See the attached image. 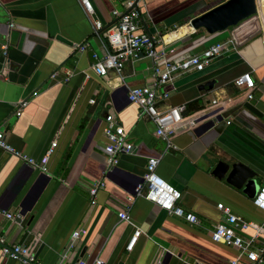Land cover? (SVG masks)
<instances>
[{
    "label": "crops",
    "instance_id": "1",
    "mask_svg": "<svg viewBox=\"0 0 264 264\" xmlns=\"http://www.w3.org/2000/svg\"><path fill=\"white\" fill-rule=\"evenodd\" d=\"M88 1L91 17L103 25L114 21L113 9L124 10L119 0ZM222 1H138L141 30L168 58L222 43L201 70L175 73L157 89L168 94L160 110L194 106L182 111L191 124L181 123L166 148L154 123L126 98L128 88L151 84L149 59H125L119 74L97 75L91 64L109 48L93 33L80 0H0V131L34 161L55 142L44 171L0 148V264H30L5 256L3 248L14 244L25 246L35 264H229L237 250L212 238L224 218L218 204L249 223L236 230L240 237L254 236V245L264 239V213L252 198L211 174L217 161L240 162L264 186V13L255 2L254 14L224 31L208 34L190 26L191 18ZM81 44L79 50L75 45ZM243 73L250 75L251 89L233 83ZM202 113L216 121L199 128L202 122L193 119ZM105 114L132 145L109 170ZM148 157L158 160L155 172L180 191L177 204L196 223L134 194ZM96 181L104 186L91 204L88 188ZM122 211L127 221L118 218ZM134 228L141 232L126 250ZM76 229L84 233L71 240Z\"/></svg>",
    "mask_w": 264,
    "mask_h": 264
},
{
    "label": "built area",
    "instance_id": "2",
    "mask_svg": "<svg viewBox=\"0 0 264 264\" xmlns=\"http://www.w3.org/2000/svg\"><path fill=\"white\" fill-rule=\"evenodd\" d=\"M138 1L139 0H119L124 10L118 11L113 9L112 15L115 18L114 21L108 25H103L100 21L91 17L92 7L89 1L80 0L85 16L91 21L93 33L101 36L109 48L106 55L94 59L91 64V69L97 75L101 76L105 75L107 70H112L119 74L125 59L133 61L145 57L151 61V74L153 77L151 84L128 88L126 98L129 102L139 107L141 115H144L154 123V135L163 140L165 142V147L168 148L171 146V137L180 124L183 122L191 124V120L183 119V105L168 106L164 110L158 109V103L167 98L168 94L166 91L157 92V89L169 83L175 73L201 70L213 57L219 54L222 43L215 42L203 49L199 54L178 60L170 59L163 47H156L157 40L141 30V17L137 6ZM10 26H12V24H10ZM75 46H77L79 50L84 48L82 44ZM4 49L5 47L3 46V50ZM51 76L53 77L54 74ZM233 83L236 86L243 85L247 89H251L253 86L252 79L248 73H243L237 77ZM247 96H249V94ZM89 102H92V100H89ZM214 102L215 101H213V103ZM24 104L25 102L22 100L18 102L16 115L19 114V110ZM102 133L106 139L103 147L106 154L105 168L109 170L117 163L118 155L129 153L132 145L127 142L122 126L115 121L110 114H105L104 116ZM54 145L55 142H52L40 160L34 161L25 153L10 146L4 140L3 133L0 131V148L2 150L41 171L45 170V164ZM157 161L158 160L154 157H148L146 159L142 182L134 187V194L141 196L167 213L179 216L189 223H196V216L192 212L183 210L177 204L181 196L180 191L159 177L155 172ZM103 186V181H96L88 188L91 204L94 203L96 192ZM251 200L253 205L264 213V186L258 187ZM217 207L222 212L224 218L214 225L212 229V238L237 250V254L229 261V264H240L242 259L246 261V264H264V239L258 245H254V236L249 238L240 237L236 233V230L245 229L249 223L240 220L230 211L229 207L220 204H218ZM5 216L12 219L14 214L5 213ZM117 216L121 220H128L125 211L119 212ZM140 232L138 228L133 229L131 237L125 245L126 250L131 249ZM82 233H84V229L72 231L70 235L71 240L76 239ZM3 252L5 256L10 259L22 263L35 264L34 256L21 244H14L8 249L3 248ZM70 264H84V262L82 260H76Z\"/></svg>",
    "mask_w": 264,
    "mask_h": 264
},
{
    "label": "water",
    "instance_id": "3",
    "mask_svg": "<svg viewBox=\"0 0 264 264\" xmlns=\"http://www.w3.org/2000/svg\"><path fill=\"white\" fill-rule=\"evenodd\" d=\"M256 12L255 0H224L203 13L189 20L193 29L203 28L208 34L224 31L227 27L249 17ZM202 122L200 127H208L216 121L209 113H202L193 119ZM190 124L186 123V126ZM115 169V168H114ZM216 178H224L231 186L240 189L247 197L252 198L258 189L253 176L254 172L240 162L225 163L217 161L211 170ZM142 180V178H141ZM22 215V211H20Z\"/></svg>",
    "mask_w": 264,
    "mask_h": 264
},
{
    "label": "rangeland",
    "instance_id": "4",
    "mask_svg": "<svg viewBox=\"0 0 264 264\" xmlns=\"http://www.w3.org/2000/svg\"><path fill=\"white\" fill-rule=\"evenodd\" d=\"M257 2L259 13H264V0H255Z\"/></svg>",
    "mask_w": 264,
    "mask_h": 264
},
{
    "label": "trees",
    "instance_id": "5",
    "mask_svg": "<svg viewBox=\"0 0 264 264\" xmlns=\"http://www.w3.org/2000/svg\"><path fill=\"white\" fill-rule=\"evenodd\" d=\"M222 1V0H221ZM190 107H185V109H183L185 112H187V109H193L194 108V106H191V105H189Z\"/></svg>",
    "mask_w": 264,
    "mask_h": 264
},
{
    "label": "bare ground",
    "instance_id": "6",
    "mask_svg": "<svg viewBox=\"0 0 264 264\" xmlns=\"http://www.w3.org/2000/svg\"><path fill=\"white\" fill-rule=\"evenodd\" d=\"M256 4H257V2H256Z\"/></svg>",
    "mask_w": 264,
    "mask_h": 264
}]
</instances>
